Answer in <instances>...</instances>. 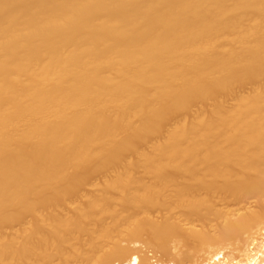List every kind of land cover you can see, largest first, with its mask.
Segmentation results:
<instances>
[{
  "label": "bare ground",
  "instance_id": "6f19581e",
  "mask_svg": "<svg viewBox=\"0 0 264 264\" xmlns=\"http://www.w3.org/2000/svg\"><path fill=\"white\" fill-rule=\"evenodd\" d=\"M0 264H264V0H0Z\"/></svg>",
  "mask_w": 264,
  "mask_h": 264
}]
</instances>
